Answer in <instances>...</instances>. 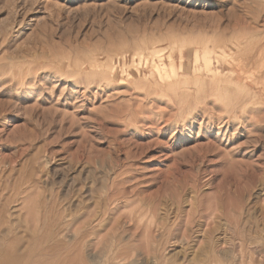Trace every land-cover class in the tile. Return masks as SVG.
Segmentation results:
<instances>
[{
	"label": "rangeland",
	"instance_id": "374dc122",
	"mask_svg": "<svg viewBox=\"0 0 264 264\" xmlns=\"http://www.w3.org/2000/svg\"><path fill=\"white\" fill-rule=\"evenodd\" d=\"M263 46L264 0H0V263L264 264Z\"/></svg>",
	"mask_w": 264,
	"mask_h": 264
},
{
	"label": "bare ground",
	"instance_id": "6f19581e",
	"mask_svg": "<svg viewBox=\"0 0 264 264\" xmlns=\"http://www.w3.org/2000/svg\"><path fill=\"white\" fill-rule=\"evenodd\" d=\"M173 40V39H172ZM245 45V44H244ZM249 47V46H248ZM246 48V47H245ZM244 48V49H245ZM257 48V47H256ZM234 49V48H233ZM232 48H230V50H233ZM249 50V49H248ZM243 52L245 53L246 52V54H244V55H248L247 54V49H245V50H243ZM239 54V53H238ZM221 55H225V57L226 58H228V57H231L232 55H231V53H227L225 50H222L221 51ZM245 66H255V65H258V69L256 70V73L254 72V74H251L250 76H248V78L247 79H250L251 78V80H255V76L258 74V75H260V73H262V74H264V46L259 50V52H258V54L256 55V56H253V57H251V59H247V60H245ZM175 63V62H174ZM171 66V65H170ZM207 67V66H206ZM210 67V66H209ZM208 68V67H207ZM176 69V68H175ZM209 69V68H208ZM178 70V69H177ZM170 72V71H169ZM211 73V72H210ZM172 74V73H171ZM172 81H169V83H168V85H167V91H169V92H173V93H175V94H179L180 92H181V89H180V86H181V80H180V77H179V75L177 74V73H173V75H172ZM259 79H260V77H258ZM246 80V79H245ZM229 82H231L230 84H232V81H229ZM251 82V81H250ZM257 82V81H256ZM196 83H198V82H196ZM234 83V82H233ZM235 84V83H234ZM235 86V85H234ZM263 86H264V83H263ZM236 87V86H235ZM214 88H217V90L218 91H224V88L226 89L227 87H222V86H219V85H216V86H214ZM206 90V87L205 86H203V84H201L200 85V87H199V91L201 92H203V91H205ZM229 90V89H228ZM227 93V92H226ZM187 94H189V93H187ZM199 94V93H198ZM185 96H188V95H185ZM242 100V99H241ZM130 112V111H129ZM136 113V112H135ZM116 168V167H115ZM117 169V168H116ZM126 172V171H125ZM125 175V174H124ZM127 175V174H126ZM110 177V176H109ZM131 178V177H130ZM109 179V178H108ZM117 179V178H116ZM116 179H113L112 181L110 180V182H111V189H113L114 187H115V185L117 184V181H116ZM125 179H127V177L125 178V177H123L122 178V181L124 182L125 181ZM130 180V179H129ZM121 181V182H122ZM109 182V183H110ZM125 183V182H124ZM104 186V185H103ZM109 187V186H108ZM118 187V186H117ZM122 188H125V187H122ZM121 188V189H122ZM85 189V188H84ZM97 189V188H96ZM110 189V188H109ZM114 189H116V188H114ZM119 189H120V187H119ZM120 189V190H121ZM117 190V189H116ZM118 191V190H117ZM116 191V192H117ZM111 192H113V191H111L110 190V192H109V190H106V191H104L102 194H103V202H104V204L102 203V201L100 200V198H99V196H98V201H97V205H96V208H99V211H96L95 212V209H94V211H92V210H90V212L88 213V218H87V221H86V225H90V224H92V223H94V226H95V228L97 227V228H100V227H102L104 224H105V222L109 219V218H111L110 217V215L112 214V212L114 211L115 212V210L118 208V206H120V205H114L113 207H111V206H109V202H111V201H113V202H115L116 200H118V198H119V196H118V194L119 193H113L112 195H110L111 194ZM119 192V191H118ZM121 192V191H120ZM15 193V192H14ZM120 195V194H119ZM93 200V199H92ZM122 200V199H121ZM96 201V200H95ZM121 202V201H120ZM124 203H125V201H124ZM143 202H141L140 203V205L136 208V209H134V210H132V211H130L129 212V215L127 216V217H129V219H130V222L132 223H134L135 224V227H137V229L138 228H142V227H144L145 228V231H146V235H147V237H148V240H149V236L151 235V232H149V231H152L151 230V225L153 224V225H155V227H158V229H159V231H168L167 230V227L164 225V223H162V222H160L159 221V218L156 216V215H154V216H152V220H148V222H147V216H146V219H145V214H144V210H142V207H143ZM147 205H149V207L150 208H146V206H145V204H144V207H145V209L146 210H148V209H151V211L154 213L155 211L153 210L154 208L152 207V205L151 204H147ZM121 207V206H120ZM16 209V208H15ZM19 209V208H18ZM86 210V209H85ZM117 211V210H116ZM150 211V212H151ZM85 212V211H84ZM148 212H149V210H148ZM151 212V213H152ZM154 214H156V213H154ZM161 214V213H160ZM163 216V215H162ZM72 217H74L73 216V213H71L70 212V214H69V220L70 219H72ZM149 218H151V216L149 217ZM158 218V219H157ZM72 221H73V219H72ZM111 221V220H110ZM83 222V221H82ZM72 224H73V222H72ZM107 225V224H106ZM111 225V224H110ZM121 225V222L119 221V220H117V223H115V226L114 227H112L109 231H116L115 229H116V226H120ZM70 226V225H69ZM86 226H84V228H85ZM83 228V229H84ZM89 229H90V227H89ZM101 229V228H100ZM104 229V228H103ZM119 229H121V228H119ZM10 230V229H9ZM72 230V229H71ZM94 230V229H93ZM83 231H85V230H83ZM97 232V231H96ZM159 233V232H158ZM173 234V233H172ZM92 236V235H91ZM27 237V236H26ZM31 237V236H30ZM28 238V237H27ZM88 238V237H87ZM92 238V237H91ZM9 239V238H8ZM101 239L102 238H100V241H101ZM1 240V239H0ZM87 240V239H86ZM97 240V239H96ZM90 241V240H89ZM88 241V243L90 244V242ZM98 241V240H97ZM172 241V240H171ZM2 243V242H1ZM86 244H87V242H85ZM147 243H148V241H147ZM178 243V242H177ZM240 246L241 247H243L244 246V243H245V240H243L242 238L240 239ZM98 244V243H97ZM3 245V244H2ZM85 245V244H84ZM89 246V245H88ZM87 246V247H88ZM97 246V245H96ZM150 245L148 244V247H149ZM12 247V246H11ZM83 247H85V246H83ZM87 247H86V249H87ZM4 249V248H3ZM2 249V250H3ZM10 249V248H9ZM9 249L7 248V252L9 251ZM81 249V248H80ZM119 250V252H120V248H118ZM244 249V248H243ZM5 250H6V248H5ZM117 250V249H116ZM239 250V249H238ZM128 251H130V250H128ZM247 251V250H246ZM2 252V251H1ZM6 252V251H5ZM87 252V251H86ZM95 252V251H94ZM98 252H99V250H98ZM118 252V253H119ZM123 252V251H122ZM140 252V251H139ZM226 252V251H225ZM112 253V252H111ZM133 253V252H132ZM96 254H98V253H95V255ZM120 254V253H119ZM119 254H117V255H114V256H112L111 258H110V260H113V261H115V263L116 264H121V263H124V264H130V263H133L134 262V258L132 259L131 257L133 256L131 253L130 254H122V255H119ZM255 254V253H254ZM155 255V254H154ZM89 256V255H88ZM99 255H97V257H98ZM250 256V255H249ZM3 257V256H2ZM91 257H93V255H91ZM258 257V256H257ZM95 258V257H94ZM231 258V257H230ZM227 259V258H226ZM253 259V258H252ZM2 260V259H1ZM91 260H93L92 258H91ZM96 260V259H95ZM94 260V261H95ZM107 260L109 261V259L107 258ZM11 261V260H10ZM47 261V260H46ZM195 261V260H194ZM155 262V261H154ZM90 263H92V262H90ZM103 263V262H102ZM1 264V263H0ZM5 264H6V262H5ZM190 264H191V262H190ZM219 264V263H218ZM261 264V263H260Z\"/></svg>",
	"mask_w": 264,
	"mask_h": 264
}]
</instances>
